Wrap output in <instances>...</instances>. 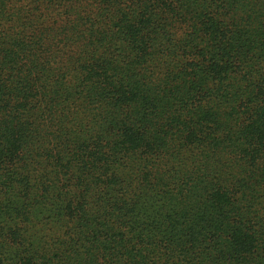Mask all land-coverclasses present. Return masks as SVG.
<instances>
[{
  "label": "trees",
  "instance_id": "trees-1",
  "mask_svg": "<svg viewBox=\"0 0 264 264\" xmlns=\"http://www.w3.org/2000/svg\"><path fill=\"white\" fill-rule=\"evenodd\" d=\"M0 264H264V0H0Z\"/></svg>",
  "mask_w": 264,
  "mask_h": 264
}]
</instances>
